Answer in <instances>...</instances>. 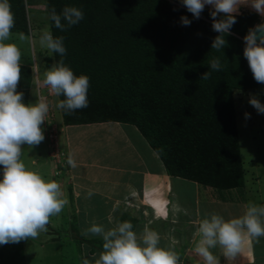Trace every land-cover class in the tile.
Instances as JSON below:
<instances>
[{"label":"trees","instance_id":"trees-1","mask_svg":"<svg viewBox=\"0 0 264 264\" xmlns=\"http://www.w3.org/2000/svg\"><path fill=\"white\" fill-rule=\"evenodd\" d=\"M39 2L46 5L54 38L64 37L65 64L90 79L88 107L71 115L61 109L65 125H131L157 152L168 175L217 189L244 186L233 94L240 90L264 98V84L254 80L243 55L244 37L263 22L257 13L237 16L221 51L211 48L219 35L212 29L211 10L195 19L170 0H9L13 34L29 35L27 7ZM66 6L82 9L84 18L61 31L51 10L61 14ZM184 16L190 25L182 24ZM53 55L57 64L62 57ZM216 57L220 71L209 67ZM21 69L18 91L28 103L32 70ZM208 71L210 78L201 79ZM128 218L122 222L134 228L137 221ZM95 244H87L92 255L103 251L102 238Z\"/></svg>","mask_w":264,"mask_h":264},{"label":"clouds","instance_id":"clouds-1","mask_svg":"<svg viewBox=\"0 0 264 264\" xmlns=\"http://www.w3.org/2000/svg\"><path fill=\"white\" fill-rule=\"evenodd\" d=\"M180 3L195 19L201 17L206 6H211L212 29L219 33L211 44L216 51L227 46L226 37L232 34L230 30L237 22L241 7H250L264 17V0H180ZM221 14L222 18L217 19ZM62 18L66 24L61 22ZM83 18L82 9L75 6L64 7L61 14H57L55 8L51 10V19L61 31L77 25ZM181 22L184 26L191 23L187 16L182 17ZM14 26L15 16L9 0H0V165L3 166V178L0 179V245L35 240L40 233L48 230L51 218L58 216L68 204L58 182L46 180L22 159L24 145L33 148L44 141L42 125L50 113V105L48 96L46 98V95L40 94L36 102L26 103L24 93L18 91L22 53L15 43H6L12 36ZM20 39L24 40V35L21 34ZM244 41L243 55L253 78L257 83L264 84V22L250 28ZM40 45L49 53L62 57L44 74L43 80L52 94L65 97L56 107L69 115L88 107L90 79L87 75L76 76L65 64L64 37L54 38L50 31L45 30L40 36ZM209 67L212 71H220V58L211 59ZM210 76L211 72L208 71L201 79L208 80ZM249 103L258 114H264V103L255 95L250 97ZM245 117L250 118V114L245 113ZM67 164L73 168L77 166L71 152ZM59 167L63 168V165ZM198 232L201 239L195 251L205 264H217L211 251L217 246L227 260L234 259L242 251L247 237L257 240L264 237V205L249 203L242 216L229 220L219 214H211L210 218L201 221ZM89 234L100 236L103 240V251L94 264H181L180 255L174 249L161 246L157 232L145 228L142 238H138L133 224L128 221L108 230L103 225L93 223L82 233L85 236ZM83 264L90 262L84 259Z\"/></svg>","mask_w":264,"mask_h":264},{"label":"crops","instance_id":"crops-1","mask_svg":"<svg viewBox=\"0 0 264 264\" xmlns=\"http://www.w3.org/2000/svg\"><path fill=\"white\" fill-rule=\"evenodd\" d=\"M206 7L211 9V6ZM248 9L252 10L243 6L240 13ZM32 76L28 102H36L39 94L44 95L40 87L44 86L45 76L42 79L40 73H37L35 82L33 72ZM61 119L62 139L60 136L59 142L62 143L63 155L67 159L71 152L77 164L75 168L69 165L64 174L61 172L62 176H65L62 179V184L65 185L63 188L68 185L69 199L73 200L70 198V192L74 194L75 201L83 190L91 192L93 196L100 198L102 204L110 208L106 217L112 216L113 212L123 206L118 218L120 220L129 216L128 219H135L137 222L133 230L138 238H142L147 224L150 225L151 222L150 226H153V223H156L160 229L152 231L159 234L161 246L174 249L180 255L181 264H205L203 258L195 251L201 239L198 227L203 219L210 218L214 213L223 216L225 220L239 218L249 203L264 205V178L261 170L255 172L261 175L252 187L245 181L244 186L233 189L204 186L185 178L168 175L157 152L131 125L107 122L67 126L63 118ZM106 126H111L113 132L97 141L93 137L95 130L101 129L102 133ZM122 134L124 136H121ZM118 135L122 137L123 144L116 146ZM89 136L93 139H89ZM87 140L98 147L107 142L109 147L103 144L106 147V153L103 155H96L95 148L86 151L92 154L93 158L78 157V154L83 153L82 146ZM107 148H110V151H107ZM149 153H153V159ZM149 155L151 159L147 160ZM33 162L38 163L36 159ZM129 207L132 209L128 210ZM155 214L157 220L152 218ZM147 229L151 230L149 227ZM211 251L217 259V264H264V237L258 240L247 237L242 251L231 260L223 256L219 246Z\"/></svg>","mask_w":264,"mask_h":264},{"label":"rangeland","instance_id":"rangeland-1","mask_svg":"<svg viewBox=\"0 0 264 264\" xmlns=\"http://www.w3.org/2000/svg\"><path fill=\"white\" fill-rule=\"evenodd\" d=\"M170 1L182 8H186L180 3V0ZM260 17L264 22V17ZM27 19L29 24V35L24 36L25 39L21 40V35L12 33L10 40L6 41V43H15L20 48L22 53L21 64L32 66L30 68L34 74L35 82V76L37 73H40V78L43 79L45 76L44 74L55 64L53 53H49L46 48H42L40 45V36L42 35V32L45 30L50 31L45 3L39 2L34 6H28ZM34 60L36 61V65H34ZM40 88L43 91L42 94L46 95V97L48 96V102L50 105L49 110L51 114L50 120L53 124L58 126L57 129L60 132L62 139V125L60 123L62 121L61 118H63L62 110L56 107V104L61 101L60 97L52 94L45 85H41ZM253 95L264 103V98H261L254 93L235 90L233 94L241 156L243 154V179L247 185L251 187L261 174L264 178V170H262L264 169V114H258L257 110L249 103L250 97ZM31 102L34 103V100ZM245 113H249L250 118L246 119ZM42 128L45 135L44 141L33 148L24 145L22 159L28 167L40 171L46 180L56 181L61 184L63 198L67 197L68 204L58 216L51 218L48 230L40 233L35 240L29 239L21 241L18 244L10 243L7 245H0V264H83L84 259H88L90 264H94V260L99 258L100 252L91 255L92 253L90 250H92L93 247L90 248L87 244L95 246V240L101 239L102 237L92 234L85 236L82 235V233L93 223L103 225L106 230L115 227L118 223L122 222V218L119 220L118 214L120 211L122 212L123 206H120L117 211L113 212L112 216L106 217V214H108L107 210L110 208L102 204L100 198L93 196V194L90 196L91 199L89 200V193L85 190L81 192L80 197H78L76 201L74 200V194L70 192V198L74 201L70 200L67 189L68 185L64 189L63 186L65 185L62 184V179L65 177L62 176L64 174L63 172H67L69 166L67 164V159L63 161V156L60 160L52 157V154H57V152L50 151V144L47 139V125L43 124ZM112 132V127L106 126L102 133L101 129H96L93 137L98 141L99 139H104L105 135ZM121 136L124 135L122 134ZM121 136H116V146L123 144ZM93 137L89 136V139H93ZM61 144L59 151L63 153ZM103 144L108 146L107 142H103L102 145L98 147L97 144L94 145L93 142L87 140L85 145L82 146L83 153L78 154V157L93 158V155L86 151L95 148L96 155L105 154L106 147L103 146ZM47 147L49 148L47 149ZM107 151H110V148H107ZM144 154L145 152L142 156H144ZM149 154L153 159V153ZM150 155L146 158L147 160L151 159ZM34 159H36L39 164L34 163ZM61 165H63V169L59 167ZM258 170H261V174L257 175L255 172ZM2 178L3 169H0V179ZM130 209L132 208L129 207L128 210ZM152 218L157 220L156 214L152 215ZM150 225L147 224L146 227H149L151 230L155 229V231H159L158 229L160 228H158L156 223H153V226ZM136 228L138 229V225ZM84 241H86L87 244L82 243Z\"/></svg>","mask_w":264,"mask_h":264},{"label":"built area","instance_id":"built-area-1","mask_svg":"<svg viewBox=\"0 0 264 264\" xmlns=\"http://www.w3.org/2000/svg\"><path fill=\"white\" fill-rule=\"evenodd\" d=\"M47 100H48V98H47ZM50 117H51V115H50V113H48V115L45 118L46 121L44 122V124H46L49 127L48 139H49V144H50V151L57 152V154L53 153L52 157L53 158L55 157V159L60 160L63 156V153L61 151H59V147H60L59 132H58L56 125L52 124V122L50 121ZM59 153L60 154L62 153L61 156Z\"/></svg>","mask_w":264,"mask_h":264},{"label":"water","instance_id":"water-1","mask_svg":"<svg viewBox=\"0 0 264 264\" xmlns=\"http://www.w3.org/2000/svg\"><path fill=\"white\" fill-rule=\"evenodd\" d=\"M49 226H50V224H49ZM49 226H48V227H49Z\"/></svg>","mask_w":264,"mask_h":264}]
</instances>
